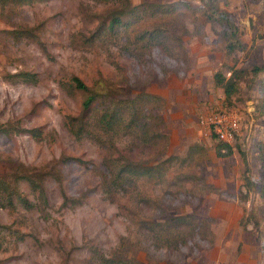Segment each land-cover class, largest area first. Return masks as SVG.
Listing matches in <instances>:
<instances>
[{"label": "rangeland", "instance_id": "374dc122", "mask_svg": "<svg viewBox=\"0 0 264 264\" xmlns=\"http://www.w3.org/2000/svg\"><path fill=\"white\" fill-rule=\"evenodd\" d=\"M168 3L174 9L162 11ZM117 15L127 24L107 31ZM23 28L33 34L17 36ZM231 67L245 75L226 98L213 74ZM21 71L33 80L13 75ZM73 76L99 99L153 95L147 120L103 133L99 101L84 110ZM227 104L238 130L231 153L218 154L201 119ZM80 122L90 130L76 136ZM1 125L10 131L0 133V176L18 179L33 207L0 204V264H264V0L9 1L0 13ZM124 164L131 171L113 180ZM187 214L193 222L162 225Z\"/></svg>", "mask_w": 264, "mask_h": 264}, {"label": "trees", "instance_id": "16d2710c", "mask_svg": "<svg viewBox=\"0 0 264 264\" xmlns=\"http://www.w3.org/2000/svg\"><path fill=\"white\" fill-rule=\"evenodd\" d=\"M9 1H15V2H22V1H28V0H0V13L4 11V8ZM174 6L172 3H168L166 5L162 4L161 9L162 11H169L171 9H174ZM130 14L136 15L139 12L138 5H132L129 7ZM216 18L223 24V26L230 28L231 30L235 31L237 30L236 24L232 21L230 16L228 15V12L226 10L218 8V11L216 10ZM127 23L123 22L121 17L119 15L113 16L110 18L108 22V28L107 31H114L116 26L119 25H125ZM17 36H31L33 34V31L31 28H23V29H17L14 31ZM149 34V37L154 36V31H147ZM228 51H231V48L228 47ZM262 69L261 66H254L252 67L253 72H257L258 70ZM230 74L228 76H225L221 71H215L213 74V78L215 81V84L221 86L223 89L224 95L226 98H230L231 95L238 89L239 81L244 77L245 70L243 68L238 67H231L229 68ZM17 76H21L22 79L25 80H33L32 73H29L27 71H21L19 73L13 74ZM72 83L73 86L83 92L86 93L85 99L83 100V107L84 110H87L88 108H92L94 106V102L96 100L99 101L97 103L98 108H100V114L98 115L96 119V126L100 131H102L105 134L114 133L115 130L122 124L124 120L126 121V124L128 128L132 127H141L144 124V119H146V108L145 105L149 102V99L153 100V95H149L148 93L142 92L139 93L133 97L130 98H120V99H109L107 97H103L101 99L100 96L94 92L85 82H83L79 77L73 76L72 77ZM159 99V98H157ZM102 101H105L103 105H100ZM228 108L230 107L229 104L226 105ZM72 118L70 117V123L72 124ZM147 120V119H146ZM147 122V121H146ZM29 132L33 136H40L41 133L37 128H31L28 129ZM83 130H90L87 129V127H84L82 122L78 123L77 125H73V132L76 136H80L83 133ZM10 131V128L8 126H0V133H8ZM211 136L216 141V149L217 153H223V154H230L233 148V145L228 144L222 140H219L215 134H211ZM261 160V163L264 167V154H262V157H259ZM243 162L245 164V172L244 177L248 180V177L246 175V171L248 170L247 166V160L243 155ZM130 170L127 165H121L120 169L117 171V174H115L113 177L114 179H117L121 176V173L123 171ZM147 169L149 167H146ZM144 167H142L141 173H145ZM131 171V170H130ZM105 176V175H104ZM23 180H26L27 183L31 186L33 190L38 189L39 196H41V199L43 201H47L46 197L43 194L42 188L40 187V183L34 181L30 176L25 175L22 177ZM19 180L16 179L14 182V186H11L10 183L7 181V179L4 176H0V204L1 205H13V200L16 198L21 202V204L27 208L33 207L32 202L23 194H21L17 189V184ZM5 199V201H3ZM191 223L193 222L190 218V215H173L171 217H168L166 221L164 222L163 227L177 224V223ZM3 226V225H2ZM104 261H106L107 264H136L134 261H132L131 258H114V257H103Z\"/></svg>", "mask_w": 264, "mask_h": 264}, {"label": "built area", "instance_id": "2783aa9c", "mask_svg": "<svg viewBox=\"0 0 264 264\" xmlns=\"http://www.w3.org/2000/svg\"><path fill=\"white\" fill-rule=\"evenodd\" d=\"M201 120L211 131V134H215L219 140L233 144L235 133L238 130V121L232 107H220L210 111Z\"/></svg>", "mask_w": 264, "mask_h": 264}]
</instances>
